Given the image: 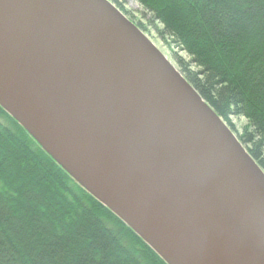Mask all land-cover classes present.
Wrapping results in <instances>:
<instances>
[{
    "label": "water",
    "instance_id": "water-1",
    "mask_svg": "<svg viewBox=\"0 0 264 264\" xmlns=\"http://www.w3.org/2000/svg\"><path fill=\"white\" fill-rule=\"evenodd\" d=\"M0 106L166 264H264V170L108 0H0Z\"/></svg>",
    "mask_w": 264,
    "mask_h": 264
},
{
    "label": "trees",
    "instance_id": "trees-1",
    "mask_svg": "<svg viewBox=\"0 0 264 264\" xmlns=\"http://www.w3.org/2000/svg\"><path fill=\"white\" fill-rule=\"evenodd\" d=\"M264 170V0H137ZM245 119L239 133L234 119ZM0 264H166L0 106Z\"/></svg>",
    "mask_w": 264,
    "mask_h": 264
},
{
    "label": "rangeland",
    "instance_id": "rangeland-1",
    "mask_svg": "<svg viewBox=\"0 0 264 264\" xmlns=\"http://www.w3.org/2000/svg\"><path fill=\"white\" fill-rule=\"evenodd\" d=\"M108 1L116 6L132 23H134L179 71L180 69L176 61L177 58L183 57L188 61L193 60L187 52L176 47L175 44L168 43L163 34L160 32L163 26L154 20L153 14L149 12L139 1ZM233 122L239 133H242L243 128L247 125V121L242 118L234 119Z\"/></svg>",
    "mask_w": 264,
    "mask_h": 264
}]
</instances>
